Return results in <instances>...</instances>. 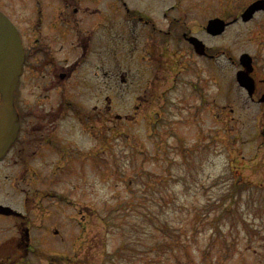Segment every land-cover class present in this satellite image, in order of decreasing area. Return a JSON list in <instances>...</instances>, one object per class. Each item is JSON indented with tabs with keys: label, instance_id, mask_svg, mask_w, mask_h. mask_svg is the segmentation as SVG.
I'll return each mask as SVG.
<instances>
[{
	"label": "rangeland",
	"instance_id": "rangeland-1",
	"mask_svg": "<svg viewBox=\"0 0 264 264\" xmlns=\"http://www.w3.org/2000/svg\"><path fill=\"white\" fill-rule=\"evenodd\" d=\"M251 1L166 2L168 11L179 13L208 45L219 46L213 70L205 58L203 92L179 81L167 95L166 113L159 114L154 112L163 98L145 101L135 112L131 99L136 94H126L124 111L140 112L138 121L116 129L110 125L107 151L96 138L76 136L90 153L85 174L74 175V185L59 182L61 194L45 202L71 235L65 241H34L30 254L24 260L15 257V264H264V185L260 163L253 159L264 143L258 144V137L251 144L247 137L264 125V114L256 113L258 104L238 86L239 63L237 69L233 64L248 51L264 77V12L230 24L218 36L202 29L209 17L232 19ZM193 64L181 77L193 80ZM212 71L222 80L220 91ZM157 87L144 97L154 99ZM172 99L179 105H168ZM81 161L78 157L75 164ZM11 185V178L0 179V187ZM62 194L73 204L60 199Z\"/></svg>",
	"mask_w": 264,
	"mask_h": 264
},
{
	"label": "flooded vegetation",
	"instance_id": "flooded-vegetation-1",
	"mask_svg": "<svg viewBox=\"0 0 264 264\" xmlns=\"http://www.w3.org/2000/svg\"><path fill=\"white\" fill-rule=\"evenodd\" d=\"M167 1L0 0V10L18 28L25 52L14 91L20 126L0 160L5 164L0 167V179H12L10 187H0V264H15V257L24 260L34 241H65L71 235L64 230L65 222L53 218L55 212L45 202L61 194L57 192L60 183L74 185L72 177L85 174L83 163L91 160L90 153H84L76 136L96 138L103 152L107 151L104 139L110 125L116 129L138 121L135 117L140 112L124 111L126 94H136L131 99L135 112L144 109L145 101L163 98L164 103L155 108L154 114H159L166 113L167 95L177 82L190 83L203 92L205 58L213 70L219 46L206 45L205 52L198 53L190 37L201 36L179 13L168 11ZM175 5L180 7V3ZM189 58L194 62L193 80L181 77L191 63ZM166 70L169 73L162 74ZM217 75L213 79L220 91L222 80ZM252 76L251 100L258 103L256 113L264 114L260 101L264 77L256 66ZM156 87L154 99L144 97ZM172 101L168 103L171 107L179 105ZM250 137L252 144L258 139V144L264 143V125L254 127ZM261 147L263 151L253 159L260 163V184L264 185V144ZM78 157L80 165L75 164ZM42 184L48 187L42 189ZM59 198L74 202L68 194ZM39 212L42 219L37 217Z\"/></svg>",
	"mask_w": 264,
	"mask_h": 264
},
{
	"label": "water",
	"instance_id": "water-1",
	"mask_svg": "<svg viewBox=\"0 0 264 264\" xmlns=\"http://www.w3.org/2000/svg\"><path fill=\"white\" fill-rule=\"evenodd\" d=\"M264 9V0H254L251 2L242 17L244 20L250 19L255 11ZM228 22L223 18H211L206 26L208 32L212 34L221 33ZM190 40L195 45L198 53L205 52V44L195 36ZM252 56L244 52L240 56L243 68L237 72L239 83L246 86L250 93L254 91V80L251 76L253 70ZM24 66V48L20 33L14 23L0 10V157L3 156L12 142L15 140L19 129V115L14 103V91L17 86ZM264 100V95L262 96Z\"/></svg>",
	"mask_w": 264,
	"mask_h": 264
}]
</instances>
